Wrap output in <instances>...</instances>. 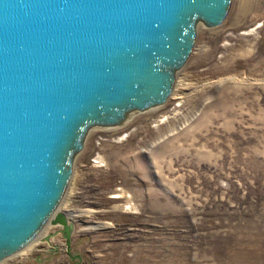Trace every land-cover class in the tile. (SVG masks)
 I'll return each mask as SVG.
<instances>
[{"label": "rangeland", "instance_id": "1", "mask_svg": "<svg viewBox=\"0 0 264 264\" xmlns=\"http://www.w3.org/2000/svg\"><path fill=\"white\" fill-rule=\"evenodd\" d=\"M193 27L166 100L82 129L69 244L47 223L0 264H264V0Z\"/></svg>", "mask_w": 264, "mask_h": 264}, {"label": "water", "instance_id": "2", "mask_svg": "<svg viewBox=\"0 0 264 264\" xmlns=\"http://www.w3.org/2000/svg\"><path fill=\"white\" fill-rule=\"evenodd\" d=\"M231 2L0 0V260L47 223L69 244L58 206L84 126L161 102L166 67L193 49L194 18L215 25Z\"/></svg>", "mask_w": 264, "mask_h": 264}, {"label": "bare ground", "instance_id": "3", "mask_svg": "<svg viewBox=\"0 0 264 264\" xmlns=\"http://www.w3.org/2000/svg\"><path fill=\"white\" fill-rule=\"evenodd\" d=\"M171 69H172V67H166V70H168V71H170V72H171ZM171 89H173V88L170 87V89L164 93V95L162 96V99H161V100H166V98H165V95H166V94H167L168 97L170 96V94H171ZM37 236H38V235H37ZM33 240H34V239H33ZM33 240H31V241H33ZM31 241H30V242H31ZM30 242H29L28 244L24 245L23 247L19 248V249L16 250V251H13V252L8 253V254L5 253V256H4V257L9 256V255H12V254H15L16 252L23 251L24 249H26V248L28 247V245H30ZM28 248H29V247H28ZM4 257H3V258H4Z\"/></svg>", "mask_w": 264, "mask_h": 264}]
</instances>
